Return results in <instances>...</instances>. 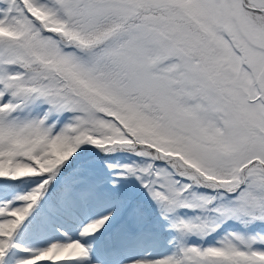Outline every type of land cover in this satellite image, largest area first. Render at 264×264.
Listing matches in <instances>:
<instances>
[{
  "label": "snow or ice",
  "instance_id": "obj_1",
  "mask_svg": "<svg viewBox=\"0 0 264 264\" xmlns=\"http://www.w3.org/2000/svg\"><path fill=\"white\" fill-rule=\"evenodd\" d=\"M0 264H264V0H0Z\"/></svg>",
  "mask_w": 264,
  "mask_h": 264
},
{
  "label": "trees",
  "instance_id": "obj_2",
  "mask_svg": "<svg viewBox=\"0 0 264 264\" xmlns=\"http://www.w3.org/2000/svg\"><path fill=\"white\" fill-rule=\"evenodd\" d=\"M121 159H123L124 155L126 154H123V153H120V154H117Z\"/></svg>",
  "mask_w": 264,
  "mask_h": 264
}]
</instances>
